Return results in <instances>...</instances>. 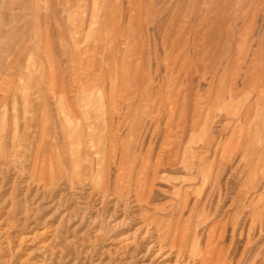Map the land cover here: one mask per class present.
<instances>
[{
    "label": "rangeland",
    "instance_id": "obj_1",
    "mask_svg": "<svg viewBox=\"0 0 264 264\" xmlns=\"http://www.w3.org/2000/svg\"><path fill=\"white\" fill-rule=\"evenodd\" d=\"M0 264H264V0H0Z\"/></svg>",
    "mask_w": 264,
    "mask_h": 264
}]
</instances>
